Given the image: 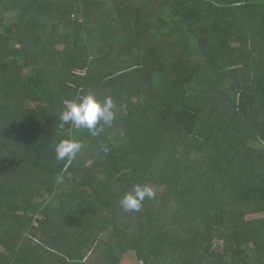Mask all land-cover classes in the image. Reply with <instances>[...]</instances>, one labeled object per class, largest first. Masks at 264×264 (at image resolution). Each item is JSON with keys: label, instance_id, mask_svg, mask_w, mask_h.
Instances as JSON below:
<instances>
[{"label": "trees", "instance_id": "trees-1", "mask_svg": "<svg viewBox=\"0 0 264 264\" xmlns=\"http://www.w3.org/2000/svg\"><path fill=\"white\" fill-rule=\"evenodd\" d=\"M89 93L112 123L62 128ZM130 256L264 264V0H0V264Z\"/></svg>", "mask_w": 264, "mask_h": 264}, {"label": "clouds", "instance_id": "clouds-1", "mask_svg": "<svg viewBox=\"0 0 264 264\" xmlns=\"http://www.w3.org/2000/svg\"><path fill=\"white\" fill-rule=\"evenodd\" d=\"M114 102L111 97L99 99L94 94L84 95L65 105L60 114L61 127L74 126L77 129H87L92 135H97L103 125H110L115 118ZM98 125L100 127H98ZM82 145L73 139H64L55 146L57 160H72L80 152ZM155 192L149 185H134L126 192L121 201V207L127 211H139L146 198H154Z\"/></svg>", "mask_w": 264, "mask_h": 264}, {"label": "rangeland", "instance_id": "rangeland-1", "mask_svg": "<svg viewBox=\"0 0 264 264\" xmlns=\"http://www.w3.org/2000/svg\"><path fill=\"white\" fill-rule=\"evenodd\" d=\"M122 264H138V262L135 261V258L133 256H130L128 258L127 257L124 258V261L122 262Z\"/></svg>", "mask_w": 264, "mask_h": 264}]
</instances>
